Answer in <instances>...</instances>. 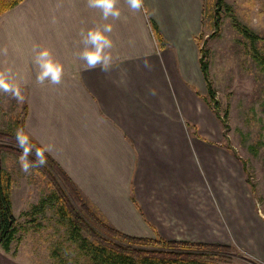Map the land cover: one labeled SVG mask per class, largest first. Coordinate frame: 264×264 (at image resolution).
<instances>
[{
	"label": "crops",
	"instance_id": "0c3cea01",
	"mask_svg": "<svg viewBox=\"0 0 264 264\" xmlns=\"http://www.w3.org/2000/svg\"><path fill=\"white\" fill-rule=\"evenodd\" d=\"M196 1L143 0L134 12L117 0L120 18L105 20L88 0H23L0 16V74L26 90L28 136L114 229L235 247L264 264V217L203 99ZM105 25L111 68L86 71L82 33ZM44 48L59 84L37 82Z\"/></svg>",
	"mask_w": 264,
	"mask_h": 264
},
{
	"label": "rangeland",
	"instance_id": "374dc122",
	"mask_svg": "<svg viewBox=\"0 0 264 264\" xmlns=\"http://www.w3.org/2000/svg\"><path fill=\"white\" fill-rule=\"evenodd\" d=\"M196 2L201 28L194 39L199 57L201 51L206 57L218 114L225 116V129L219 127L220 142L243 162V176L264 217V0H223L220 6L217 0ZM7 82L19 89L24 100L20 103L0 91V133L16 134L23 129L28 135L26 90ZM0 143L8 142L1 139ZM19 156L0 152V167L9 178L8 198L17 225L9 252L0 247V264H98L90 252V246L96 245L91 236L62 215L54 198L57 188H63L77 209L83 204L100 222L114 226L77 189L83 202L74 199L55 172L50 171L52 177L36 169L25 174ZM80 215L84 218L82 212ZM193 264L261 263L230 247L208 253Z\"/></svg>",
	"mask_w": 264,
	"mask_h": 264
},
{
	"label": "trees",
	"instance_id": "16d2710c",
	"mask_svg": "<svg viewBox=\"0 0 264 264\" xmlns=\"http://www.w3.org/2000/svg\"><path fill=\"white\" fill-rule=\"evenodd\" d=\"M22 1L23 0H0V16L13 9ZM222 1L223 0H217V6H220ZM148 23L152 36L160 47L163 43L162 36L152 20H149ZM245 35L251 37L248 34ZM200 53L199 68L205 82L207 94V98L204 97L203 99L206 105L215 113L220 121L221 127L225 129V116H219L217 111L218 103L215 99V93L212 89L211 82L209 81L206 57L202 55V51ZM1 139L6 140L8 143H0V152L14 153L16 155L21 154V150L16 147L15 134L9 133L5 135L0 133V140ZM31 143L36 147L42 148L33 141H31ZM45 156L48 160L47 165L43 168H36V170H41V172L46 174H50V171L55 172L57 177L61 178L65 183L72 197L82 203L83 201L77 193L75 185L71 183L63 170L47 153H45ZM29 159H34V156L29 157ZM240 163L244 171L243 162L240 161ZM9 185V178L3 173L0 167V247L6 253L9 252L10 245L17 233V225L12 215L11 202L8 198ZM62 189L57 188L56 191L58 196H54V198L59 201L61 211H63L62 215L70 220V224L74 226L76 224L81 225L91 236L96 245L92 244L90 246V252H92L94 258L97 259L98 264H193L195 262L198 263L200 259H205L208 253H217L218 250L229 249V247L219 245L166 241L159 236L147 238L124 234L108 224L100 222L85 208V205L82 204L83 208L77 209L73 200H71ZM80 212L84 214V218L80 215Z\"/></svg>",
	"mask_w": 264,
	"mask_h": 264
},
{
	"label": "clouds",
	"instance_id": "9594fccd",
	"mask_svg": "<svg viewBox=\"0 0 264 264\" xmlns=\"http://www.w3.org/2000/svg\"><path fill=\"white\" fill-rule=\"evenodd\" d=\"M129 9L134 12H139L143 8V0H125ZM117 0H88V7L100 9L103 19L109 17L113 19L120 18V11L116 8ZM112 31L111 25H105L102 29L89 30L86 34L82 33V49L78 53L79 59L85 62V70H96L107 73L111 68L112 57L109 51L113 47V42L105 33ZM33 66L37 72V82L43 84L45 80H49L52 84L61 83L63 68L55 62L48 49H40L35 55ZM146 68L150 66L147 62L144 65ZM0 91L10 94L18 102L22 103L24 97L21 95L18 88L10 85L6 77L0 74ZM16 147L20 151L19 163L21 170L25 174H30L32 169L43 168L47 165L48 160L45 156L50 149L47 147H36L31 143L29 136L23 129H18L15 134ZM34 159H29L33 157Z\"/></svg>",
	"mask_w": 264,
	"mask_h": 264
}]
</instances>
